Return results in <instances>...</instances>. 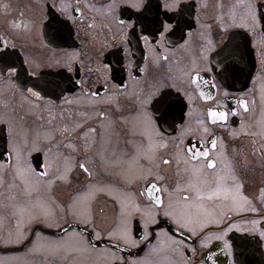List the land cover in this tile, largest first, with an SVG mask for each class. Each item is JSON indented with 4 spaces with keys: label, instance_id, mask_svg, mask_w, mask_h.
I'll return each mask as SVG.
<instances>
[{
    "label": "flooded vegetation",
    "instance_id": "af4514ba",
    "mask_svg": "<svg viewBox=\"0 0 264 264\" xmlns=\"http://www.w3.org/2000/svg\"><path fill=\"white\" fill-rule=\"evenodd\" d=\"M73 235L264 264V0H0V257Z\"/></svg>",
    "mask_w": 264,
    "mask_h": 264
},
{
    "label": "rangeland",
    "instance_id": "374dc122",
    "mask_svg": "<svg viewBox=\"0 0 264 264\" xmlns=\"http://www.w3.org/2000/svg\"><path fill=\"white\" fill-rule=\"evenodd\" d=\"M52 205V204H51ZM188 206V205H187ZM56 207L55 204H53V209ZM50 212H53L54 215L56 214L57 210H51ZM80 237L77 236H72L71 238L67 239V240H63L61 241H47L45 248L42 249H38L36 251L40 252L42 250H46L48 251L49 254L53 253L56 254L58 250H63L65 251V259L67 258V254L69 252H76L78 253H83L86 254L84 256L85 262L86 264H92L91 262L89 263V258H88V252L86 250H83V248L78 247L75 243L79 242ZM60 252V251H59ZM23 253H16L13 256L11 255L10 257H0V259L2 260L1 264H43L42 261H37V260H28L24 255H22ZM76 254V255H77ZM103 256L108 259L109 255H107V253H103ZM13 258H15V260H13ZM106 259H102V264L106 263Z\"/></svg>",
    "mask_w": 264,
    "mask_h": 264
},
{
    "label": "water",
    "instance_id": "95a60500",
    "mask_svg": "<svg viewBox=\"0 0 264 264\" xmlns=\"http://www.w3.org/2000/svg\"><path fill=\"white\" fill-rule=\"evenodd\" d=\"M231 41H232V39H231ZM218 57H219V54H218V52H217V53L215 54L214 61H217ZM116 246L121 247V246H119V245H116Z\"/></svg>",
    "mask_w": 264,
    "mask_h": 264
}]
</instances>
